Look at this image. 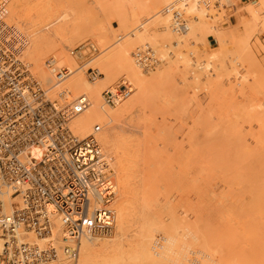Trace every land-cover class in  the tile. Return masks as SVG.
<instances>
[{
  "label": "bare ground",
  "instance_id": "bare-ground-1",
  "mask_svg": "<svg viewBox=\"0 0 264 264\" xmlns=\"http://www.w3.org/2000/svg\"><path fill=\"white\" fill-rule=\"evenodd\" d=\"M35 1L37 2V0ZM210 1H211L210 5L203 6L200 0H161L162 15L160 14L161 16L158 19L160 21H157L160 23H158V25L155 24L156 26L161 28L160 29L162 31V32L160 31L162 33L161 37H163L161 39H164V40L173 39L174 44H177V46H180L182 44L183 46L185 42L187 43L186 41L187 39L186 37H184L186 34L188 36L189 34H191V36L193 35V37L195 36L198 37L200 35L199 37L201 39L203 38L202 37L203 35L201 34L206 33L205 32L206 30L212 29V30H209V32L213 30H217L215 28L217 27L215 23H217L220 16L224 15L223 11L219 7V4H221V2L224 1L226 2L227 6H232L230 3L233 0H210ZM214 1H217L215 5L213 4ZM6 2H7L6 22L8 25L14 28V31H15L14 36L21 42V46H22L19 59L25 63L30 74L38 81L41 87L45 90L46 96L48 98H50L51 96L56 97L59 95L58 94L59 91L65 90V92L67 93L66 94L67 99L65 101H70L81 95L86 97L87 105H85V107H83L82 109H80L79 111L75 113V115L70 119L68 126L70 127L72 132L76 134L79 138L87 135V133H90V132L97 134L95 135L98 136V138L96 136L95 137L100 145L101 153L107 162V167L109 169V175L111 177V181H112V185L114 189L113 196L111 197L109 202L107 204L106 203L103 204L105 207L111 209L113 212L114 221H113L112 229L115 228L114 233H112L113 235L109 236V238L103 237V236L109 235L112 229L109 233L104 234V235H94V236L84 235L79 240V244L76 249L77 255L75 258H70L69 256L65 255L59 247V249H57L56 256L50 261L49 264H264V151H262L264 149H262L259 146L258 147L255 146L257 143L256 141V143L255 142H252V143L254 144L255 147H257L258 151L255 150L256 148L251 147L253 146L252 143H251L252 145L250 146L251 148H249L248 146V149L246 150L247 145L250 143L246 141L245 142L242 141V138H241V141L243 142V146L244 147L246 146V147L245 149L243 147L244 150L241 149L242 143L238 144L239 142L238 140H240V138L233 137V133H235V129L237 127L235 125L239 124V123H236L238 121L234 122L235 125L233 127L234 128L233 133L230 132L231 130H233V128L229 127V125H227L228 123L226 122L227 124L224 125L226 127L223 128L224 133L221 132L222 135L220 133H219L220 135L214 134L211 136H207L206 137L207 140L205 141L203 140L204 143L207 141L206 143L207 150L205 148L203 149L209 152L210 157L207 155L208 158L205 159L206 154L204 153L206 152L204 153L202 152L205 155V158L200 160V163L199 165L197 164L198 165L197 167H195L196 165L195 161L197 160H193L194 162L191 160H188L189 161L188 162L186 160L187 161L186 167L188 163L193 162L192 168L195 167L193 171L190 167L191 165L190 164L189 167L191 171H186L187 169H189L187 167V169L181 168V170L183 169L184 172H182L183 170L181 171L182 173L178 172L182 176V178L180 177L181 178L180 181L176 182V179L180 175L179 174L177 175L176 173H174L178 177H174L175 179L171 178L172 181H174L172 184L173 187L170 184L171 182L169 183V188L168 187L165 188L166 185L164 183L160 184L159 182H158L159 183V186H158L155 183H157V180L160 178L159 169H161L162 164L164 163L167 164L164 161H162L161 163V157H163L164 160H166L165 156H163L165 153H162L159 150V149H162L163 147L160 148V146L157 145V143L155 142L154 147H153V144L151 148L150 146L149 147L147 146L148 148L146 150H148V152L145 153L147 155H143V150L146 148V144L148 143V141H143V142H146L145 147H144L142 146L140 142L141 140L136 137L137 135L134 137H132L133 135H130L131 138L127 139V137L123 136V134L120 131H117V129L119 128L120 124H122L121 121L122 122L125 121V117H126L124 116L125 114L129 115V113L131 114V112L133 111L135 112L139 110L142 111V109L145 107L144 106L145 100L148 99L146 96L149 92L155 90V94H156L157 90L162 91V88L160 89L158 88V86L161 87V83H164V84L166 83V82H162L161 78L162 76H166L164 75V73L167 72L166 69L171 67L170 64L167 63L166 61V58H167L166 54H165L166 57H164L163 53H162L163 56L161 55L160 57V58L162 57L164 58L163 61L164 60L166 61L164 62L165 64L162 63L163 61L160 62L159 60V62L162 67L166 65V63L169 65H166L163 68H161V66L159 65L161 70L157 68L159 70L157 69L153 70V73L149 72L150 75L146 76L147 74H144V72L136 68V64L137 65L139 64L136 62V60H134L136 64L133 63L129 50L124 48V46L121 47L120 49L118 47L117 49L119 50L115 49V51L117 50L116 53H113L110 56L107 55L106 57L102 54L99 58L95 59L97 61L94 60L95 63H99V65H101L100 73H103L104 76H101V77L97 76L98 78L97 79L95 78L94 81H92L91 79L90 81H87L79 70L81 65L75 66V63H74L75 57L71 56L69 52H68L69 55H66L67 52L66 53L63 52V47L67 48L69 45H71L72 43L71 38L75 39L79 37V36L76 37L78 34L77 30L79 31V29L75 25L76 17L75 18L73 17L72 27H70L71 30H67V32H65L66 31L65 27L64 29L60 27L59 25L56 27V24H57L56 22H60V20H62L68 15L67 13H65V11H62L61 8H63V6L61 4L60 6H56V4L55 6L52 5L50 8L48 7V9L44 8L42 10L43 14L41 13L42 14L41 16H39L40 14L39 15L37 14L38 16L36 15V18L33 17L34 18L33 19L31 16H29L32 14V13L31 14L29 13L32 11L33 7L29 8L30 7L29 6L26 12L23 7L20 8L22 0H11V1L6 0ZM8 2L10 3L8 4ZM12 2H14V4L15 3L20 4L17 7L20 9L23 8L22 10H24V12H26L27 14L24 12L17 13L16 12L17 9H15L16 6L15 5L12 6ZM24 2L26 1L24 0ZM259 2L260 4H257L256 2H254L255 4H253V9H251L250 11L251 13H250L249 21H247V19L244 20L246 22L243 21V23H245V26L248 24V26H246L248 28L251 25H253V29H254V27L256 26L255 23L257 22L256 20L259 19L258 17L259 14L261 12H264V0H260ZM222 6L224 7V5ZM172 7L176 8L178 11L182 13L185 12L184 14L189 15L192 19L191 24L187 26L188 23H186L185 21V27L179 28V29L173 27L172 16L169 11L170 8ZM34 9L35 8H33V10ZM37 10L40 11L39 8ZM36 12H34V14ZM34 14H32V16ZM184 14L182 15L184 16ZM7 17L12 18L11 20L13 21L16 20L14 22L20 23L19 24L20 26H18V24H15V23H14L15 25L12 24L13 22L9 23V20L7 21ZM184 17L182 18L184 19ZM224 19L225 18H223V20ZM39 20H42V22L44 20L43 24L36 25L39 23L38 22ZM186 20H187V16H186ZM223 20H221L220 22H222ZM52 24H55V28H53L54 25ZM168 24H170V27L168 26ZM50 25L52 27H49ZM42 26H44L43 28L44 30L41 28ZM187 27H188V30H186ZM20 28H22L25 31L27 30V34H24L25 32L22 33L23 30ZM47 28H52V29L47 30L48 31L47 32L46 31ZM41 30L47 33H39ZM133 30H138V26L137 27L135 26ZM180 31L184 32L183 34L184 38H181L182 34ZM185 31H186V34H185ZM50 32H53L56 38H57V35L59 37L60 35L62 36L60 38L58 37L59 39L57 40L56 38L54 39V36H52L53 34H51ZM65 33L69 35L70 42L69 41L65 42V40L63 41L62 37L65 36ZM178 33L181 35L179 36ZM216 33L214 32V34ZM25 36H26L27 41L25 39ZM204 37H207V35L205 34ZM61 38H62V41L60 40ZM184 39L185 41L183 43ZM141 40L143 42L148 40V37L144 33V31L143 32L141 31L140 33H138L136 41L135 40L134 41L136 43L138 41V43L140 42L141 44L143 43L141 42ZM25 41L26 43L24 47ZM134 41L132 42L130 41L129 44H133V43L136 44ZM180 41H181V44H180ZM167 42L169 43V41ZM182 46L180 47L182 48ZM180 47H178V49ZM184 47L185 46H183V48ZM195 50L193 51H195L196 53L197 48ZM49 52L52 53L51 59L55 61L56 67L64 66L69 69L70 73L69 75L66 76L67 78L64 77L61 81H59L57 79V74L54 73L53 69L47 67L46 63H44L45 66H42L43 57L46 56V54ZM176 53L178 55V51ZM180 54L183 59L180 58V56H179L180 60L177 59L176 58L177 55H176L175 62L178 60L179 62L183 63L182 64L183 67H186V66L188 67L189 65H191L192 62L189 63L190 59L189 58H188L189 60L186 59L187 55H184L183 53H179V55ZM210 54H211V57L209 56ZM210 54L208 55L209 57L207 56V58L209 59L213 58L216 55V53H210ZM201 55L203 56V54ZM205 55L206 54H204L203 56L205 60L200 59L197 62H193L194 68L192 69H196L197 70L196 73H198L197 75L196 74L194 75L196 76V78L199 77L200 71H203V72L204 70L207 71V69L209 68L208 66H210V62H213L212 59H211L212 61L211 60L206 61ZM184 56H186V58H184ZM26 58L29 60L30 63L28 62ZM159 62L157 63L159 64ZM217 63L219 64L220 62L217 61ZM173 66L176 67L175 64H173ZM200 68L204 70H199ZM220 68H223V67H220ZM173 70L176 71L175 68H173ZM170 72L172 74L174 73L172 71ZM119 73L128 74L135 81L136 91L134 90V92H136L135 94L136 97L135 98L130 97L129 100L125 97L127 99V101L125 100V102L122 101L125 98H122V99L114 100L113 103H107L104 100L103 91L106 89H113L114 87L105 88V86L108 84V82L113 77L116 76V74H119ZM224 75H225V72H224ZM220 77L218 78L221 79ZM204 78H206V76ZM207 79L208 80L203 79L204 82L207 81L208 85L209 84L211 86L215 85L214 87L216 89L218 88L216 87L217 81L216 82L214 81V84L212 85L211 82L213 80H211L209 83L210 79L209 78ZM212 79H215V78H212ZM170 80H172V77ZM194 80H197V79H194ZM165 85H167V83ZM173 85H175V83ZM225 88L227 90V86ZM231 88H228V89H231ZM219 90L220 89L218 88V93H220ZM48 91L51 92V96H49L50 93ZM166 92H164L165 95H167ZM171 92L172 91L170 90V93ZM222 95H225V93ZM162 96L165 98L164 100L166 101L170 99V96L166 97L164 96V94ZM220 96H221V93H220ZM223 97H226V95ZM209 100L210 98L207 99V102ZM226 100L227 102H229L228 99ZM168 103H166V106L168 105L167 108L171 106L169 101ZM205 103H206V100H205ZM185 104L187 105V103ZM229 104H231V102ZM234 104L235 103H233V106L235 108ZM164 105L165 103H163V106ZM216 105H212V106L218 109L219 104L217 105V107ZM148 106L149 105H147V107ZM205 106H204V110L207 109V108L205 109ZM219 109L221 110L222 108H219ZM210 110H212V108ZM226 110H224V113H223L225 116L227 115V113L230 112V110L229 112H227ZM172 111H174V109H172ZM225 111H226V114H225ZM257 111L259 112H256V111L254 112L260 113V110L257 109ZM254 116H257V115H254ZM254 116L252 118L253 121L258 120V119L260 120L258 116L257 117H254ZM241 117L243 116L240 115V117L238 118L240 120H244L245 116L243 117V119ZM262 117H264V114H262ZM178 118H180V116ZM228 119L229 121L232 120V118H228ZM252 119L250 120V122H252ZM221 120L224 121L223 123H225L224 118ZM206 121L210 123L209 120H206ZM232 121L231 123H229L230 126L231 125L233 126ZM144 122H146V120ZM196 122L197 121H195V123ZM200 122H202V120H200ZM244 122L249 123V120L248 119L244 120ZM211 123H214V122H211ZM262 125H264V123H262ZM182 126L183 125H180L179 127H182ZM161 127L162 129L165 128V126L163 127L160 125V128ZM195 127L196 126L194 124L193 128ZM250 127L252 126L250 125ZM188 129L190 128L188 127ZM221 129H222V125H221ZM226 129H229L230 131ZM245 129H248V128H244V130ZM163 130L165 131V129ZM210 130L211 131L214 130V127L213 129L211 128ZM164 131H161V132L164 133ZM260 131L262 130H259V133H261ZM226 132L232 133V137L229 136L228 134L226 135L225 134ZM246 132H249V131L246 130ZM167 133H166L167 138L166 136H164V134L163 135L159 134V135L164 136L163 138H166L167 142L169 141L171 143L174 142L173 140H176L175 137L173 139L171 138L169 139L168 136L170 134V131L169 132L167 131ZM171 133L173 134L172 131ZM199 133L201 134V131H199ZM189 134L190 133H188L187 135L189 136ZM192 134L193 133H191V135ZM211 134L213 133L211 132ZM248 134L250 133H247L246 135ZM251 134L249 136H251ZM258 134H255V136L257 135V138H258ZM191 135L188 138H191ZM204 135H209V134L205 132ZM143 137H146V136L143 135L141 138ZM150 137L152 138V136ZM194 137L196 138V136ZM179 138L181 139L180 136ZM203 138L205 139V137ZM232 138L236 139L235 142H233ZM129 140H132V141H129ZM143 140L145 139L143 138ZM147 140H148V137H147ZM151 140L152 142L154 141L153 139ZM181 140L183 141V139ZM231 140L233 144L237 142V144L240 145L239 147L240 149L236 148L237 146H235V150H233L234 146H232ZM185 141L186 140L184 139V142ZM260 141L262 140H259V142ZM170 142L169 144H171ZM194 143H190V144H193L191 146H194L197 144L196 141ZM245 143H248V144H245ZM202 144H199V145H202ZM224 144H226L227 146L229 145V146L227 147L225 145L224 147ZM140 145L141 147H144L143 150L140 147ZM171 146L174 147L177 145L171 144ZM230 146L233 148H230ZM182 147L184 148V146ZM202 147L200 148L202 149ZM154 148H159V149L154 150ZM260 148L262 149L261 151H260ZM165 149H166V146H165ZM236 149L237 150L239 149V150L236 151ZM249 150H255V151H249ZM157 151H159L161 155ZM183 153L184 152H182V154ZM180 156L181 154L179 152V157ZM166 158H169L168 154L166 155ZM178 158H176L175 160H177ZM184 159L185 158L181 159L182 163L180 164H182V167H183ZM175 160H172V161L174 162ZM178 160H180V158ZM177 162L179 161H176V164H178ZM165 164H164V168L162 167L163 171L165 169ZM178 167H179V164H178ZM171 168L172 170H175L173 167ZM141 169H142V172L140 173ZM178 169H180V167ZM114 171H115L116 176L114 175ZM168 174L170 175V173ZM163 175L165 177L168 176V175H165L164 173ZM161 186H163L162 190L163 188H165V191H163L164 195H158L159 197L162 196L161 197L162 201L159 200V198L157 197L156 191H155L161 188ZM157 187L159 188L157 189ZM95 194L97 195L95 197L98 198V201L100 202L102 197L98 195L97 192H95ZM115 195H117V199L114 200ZM13 201H17V197H14L12 199H7L6 209L8 211L11 209L10 204ZM101 203L102 202H100V204L96 203V206H101ZM50 217H51V222H52L51 232L49 233L46 239H51L52 242L55 243L56 247L61 246L64 242L69 243L67 239L63 241V238L65 237V233H64L63 226L61 224L59 215L55 213H51ZM29 237L31 239H34V236L32 235H30ZM37 241L40 244L43 240H37Z\"/></svg>",
  "mask_w": 264,
  "mask_h": 264
},
{
  "label": "rangeland",
  "instance_id": "rangeland-1",
  "mask_svg": "<svg viewBox=\"0 0 264 264\" xmlns=\"http://www.w3.org/2000/svg\"><path fill=\"white\" fill-rule=\"evenodd\" d=\"M25 1L26 2H24V0H22V3L24 5L20 2L22 6L20 4H16V3L14 4V2H12V6L13 5L16 6V7L15 6L14 7H15V9H17V11H16L17 13H19V12L22 13V12H24V10L27 12L29 6H30L29 8H32V7L35 8L34 10L32 8V11L30 13L28 11L29 14H31V13L34 14V12L37 11L34 14L35 16L34 15L32 16V14L29 15L32 18L33 17L36 18L37 14L38 15L40 14L39 16H41L43 14L42 10L44 8L48 9V7L50 8L52 5L55 6V4H56V6H60V4H61L63 6V8H61L62 11H65V13H67L68 15L65 18H63L62 20H60V22H56L57 24L56 23L55 24H56V27L58 25L60 27H62L63 29L65 27V30H66L65 32H67V30H71L70 27H72L73 17L74 18L76 17V19H75L76 24L75 25L79 29V31L77 30V33L78 34L80 33L79 35L77 34L76 37H78V36L79 37L75 38L76 40L74 38L73 39L71 38V40H72L71 45H69L67 48L63 47V52L64 53L67 52L66 55H69L68 49H71L72 47L76 46L77 44L85 42V41H91L96 47H98L99 53H97L96 55H93L91 58H87L84 61H82L81 63L82 64L84 63V65L79 68L83 77L87 81H90V79L87 77V74H86L87 67L96 68L99 72L101 71V68H100L101 65H99V63H95V61H97L95 59L99 58L102 54L105 57L107 55L110 56L113 53H116L117 50H119L123 46H124V48L129 50L130 55H131V59L133 60L134 64H136V62H134L135 58H133V57H134V53L136 51L145 49L146 47L151 49L152 56L156 60V65L158 67L155 66L152 69L144 70L141 67L139 68V66L136 64V68L138 70L144 72V74H147L146 76L150 75L149 72L153 73V70H156L157 68L160 69V66H161L160 62H162L164 59L163 57L160 58L161 55L163 56V54H164V57L167 56L166 61H167V63L170 64L171 67L170 66L169 67L171 69L167 68L166 70H167L168 74H167V72H165L164 75H166V76H162V78H161V81L166 82L167 85H165L166 83L164 84V83L160 82L161 87L158 86V88H160V89L162 88L163 92L159 91L157 89H156L157 90L156 94H155V90L149 92L146 96L148 99L145 100V104H144L145 109L143 108L142 111L141 110L136 111V112L133 111V112H131V114L129 113V115L125 114L124 115V116H126L125 121H123V122L121 121L122 124H124V123L125 124L124 125L120 124L119 128L117 129V131H120L123 134V136L127 137V139L131 138L130 135H133L132 137L137 135L136 137L141 140V141L140 140L139 141L141 142L142 146H144V147H145L146 142H143V141H148L145 149H144V147H141V145H140L142 150L144 149L143 155H147V154H145L146 152H148V150H146V149L149 146L151 148L152 144L154 147L155 142L157 143V145L160 146V148L163 147L162 149L154 148V150L159 149L162 153H165L163 156H165L166 160H164V158L161 157V163H162V161L167 163V164L164 163L165 164L164 171L162 170L164 168V164H162L163 168L160 166L161 167V169H159V177L160 178L157 180V183H155L158 186H159V183L160 184L164 183L166 185L165 188H167V187L169 188V183L171 182L170 184L171 185L173 184L174 181H172V179H175L174 177H178L177 176L178 174L180 175L176 179V182L180 181V179L182 178L180 173L184 172V170L182 169L183 170L182 171L181 168L187 169V167H188L189 169H187L186 171H191L190 170V167H191V169L193 171L195 169V167H197L199 165L200 160L205 158L204 154H206L205 159H207L210 154H209V152L205 151V149L207 150V148H206L207 147V144H206L207 141L204 143V141L207 140L206 137L214 135V134H217V135L221 134L222 135L221 132L224 133L223 128L226 127L224 125H226L227 123H228L227 125H229V127H232V128L235 125L234 122L238 121L236 123H239V124L242 123L240 125L239 124L235 125V126H237L236 127L237 130L235 129V133H233L234 128L231 131L229 129H226V130L233 133V137H235V138L239 137L240 138V140H238L239 141L238 144L242 143V148H241L242 150H244L246 147V146L245 147L243 146L242 141H244V142L246 141V142L250 143V144L245 143V144H248L246 147V150L248 149V146H249V148H251V147L256 148L255 150H257L258 146L261 147L262 149H264V147H262V146H264V142H262V141H264V132H262V131H264V125H262V123H264V117H262V114H264V113H262V112H264V110H262V109H264V12H261L259 14V16H258L259 19L256 20L257 22L259 21L258 22L259 24L256 22L255 23L256 26L254 27V29H253V25L250 26L252 28H250V27L248 28V27H246V26H248V24L245 26V23H243V21L246 19H247V21H249L250 13H251L250 11H251V9H253V4H255L254 2H256L257 4H260V2H259L260 0H233L230 3L232 6H227L226 2H224V1L221 2V4H219V7L223 11L225 16L224 15L220 16V14H219L220 18L217 21V23H215V25L217 26L215 28L217 30H213L215 33L216 32L217 33L214 34L213 31L209 32V30H212V29H208L205 31L206 33L201 34V35H203L202 36L203 38L200 39V37H199L200 35L198 37H196V36L193 37V35L191 36V34H189V36H188L186 34V31H185L186 35L184 37H186L187 43L186 42L184 43V41H185V39H184L183 40V43L185 44V45L183 44V46H185L184 48L181 44V41H180V44H181L180 46H182V48L180 46H177V44H174L173 39L172 40L171 39L170 40L161 39V38H163V37H161V35H162V33H161L162 31L160 30L161 28L155 25V24L158 25V23H160L157 21H160L158 19L162 15L161 0H37V2L35 0H33V1L32 0H25ZM250 1H252V2H250ZM9 3L10 2H8V4ZM57 4H59V5H57ZM19 5H20V8L23 7L24 10H22L23 8L22 9L18 8L17 6H19ZM222 5H224V7ZM14 7H13V9H14ZM36 8L37 9L39 8V10L41 12L38 11ZM26 12H24V13H26ZM184 13L185 12H183L182 14H184ZM184 16L182 15V17H184V20L186 21V23H188L187 26H189V24H191V22H192V19L187 14H184ZM186 16H187V20H186ZM223 18H225V19L223 20ZM11 19L12 18L7 17V21L9 20V23L13 22L12 24H14L15 23L14 21H16V20L13 21ZM45 20H46V18H45ZM221 20H223V21L220 22ZM40 21H41V23H40ZM38 22L39 23L36 25H41V24H43L44 20H43V22H42V20H39ZM244 22H246V21H244ZM15 24H18V26H20L19 25L20 23H18V22ZM55 24H52V25H54L53 28H55ZM69 25H71V26H69ZM135 26L136 27L138 26V30H133V28ZM168 26L170 27V24H168ZM49 27H52V26L50 25ZM41 28L43 29L44 26H42ZM20 29H22V28H20ZM51 29L52 28H47L46 31L51 30ZM43 30H41L39 33H47L48 32V31L44 32ZM186 30H188V27L186 28ZM141 31L142 32L144 31V33L147 35L149 41L146 40L147 41V43H146V41L143 42L141 40V42H143V43L140 44V42L138 43V41H140V40H138L137 41L138 44H137L135 42L136 38H137V34L140 33ZM158 31L160 34L158 33ZM183 31H180L182 34L181 38H184L183 37V34H184ZM23 32H25L24 34H27V30L26 31L23 30L22 33ZM50 33L53 34L52 36H54V39H55L56 38L55 34L53 32H50ZM181 34H179V36ZM205 34L207 35V37H204ZM61 36L62 35H60V37ZM58 37L59 36L57 35V38H56L57 40L60 38V37L59 38ZM62 38H63V41L65 40V42L69 41V35H67V33H65V36ZM62 38L60 39L61 41H62ZM25 39H26V36H25ZM162 40H164V41H162ZM201 40H202V42H201ZM26 41H27V39H26ZM26 41L24 42V47H25ZM130 41L131 42L134 41L136 44H134V43L129 44ZM167 41H169V43ZM171 45H173V46H171ZM174 45L177 47H175ZM178 45H179V43H178ZM118 47H119V49H117ZM178 47H180L179 49H181V50H179ZM196 48H197V52H196L197 54L195 53ZM115 49H117V50L115 51ZM193 50H195V51H193ZM177 51H178V55L176 53ZM179 53H183L184 55H187V58H186V56H184V58H186V59L189 58L190 59L189 63L192 62L191 65H189L188 67L187 66L183 67V65H182L183 63L179 62L178 60L175 62L176 58L179 60H180V58H182L181 54L179 55ZM208 53L209 54L210 53H216V55L213 58H211L213 60V62H210V66H208L210 69L208 68L206 71V70L200 68L199 70H204L205 73L203 71H200L199 73H200L201 77L199 75V77L196 78V76H194V75L195 74L197 75L198 73H196L197 72L196 69H192V68H194L193 62H197L200 59L205 60L203 58L204 54H206L205 55L206 61L207 60L210 61L211 59L207 58V56L209 55ZM165 54H166V56H165ZM201 54H203V56ZM229 55H231V56H229ZM175 56H176V58H175ZM179 56H180V58H179ZM209 56L211 57V54ZM48 58H52V53L49 52L46 54V56L43 57L42 66H45L44 63ZM159 60H160V62H159ZM166 61L164 60L162 63H164ZM217 61L220 63L218 64ZM28 62H29V60H28ZM157 62H159V64ZM74 63H75V66L81 65L80 60H78L76 58H74ZM167 63H166V65H169ZM173 64H175L176 67H174ZM60 65H62V64H60ZM166 65H164V66H166ZM163 67L161 66V68H163ZM220 67H223L224 69L220 68ZM173 68H175L176 71H174ZM233 68H234V70H233ZM29 69H30V67H29ZM159 69H157V70H159ZM162 70H164V69H162ZM170 71H172L174 73L172 74ZM221 72H223V73H221ZM224 72H225L226 76L224 75ZM176 75H178V76H176ZM204 75L206 76V78H204L205 77ZM101 76H104L103 73H100L98 75V77H101ZM220 76H222V77H220ZM35 77H37V76H35ZM98 77H96V79ZM171 77H172V80H174V81L170 80ZM218 77H220L221 79H219ZM202 78L206 79V80H208L207 78H209L210 79L209 83L211 80H213L212 81L213 83L211 82L212 85L214 84V81L215 82L217 81L216 87H218L220 89L219 92L221 93V96H220V93H218V88L216 89L214 87L215 85L211 86L209 84L210 85L209 86L207 81L204 82V80ZM212 78H215V79H212ZM194 79H197V80H194ZM123 80L129 81L131 84V91H130L131 94L129 93L126 98L128 100L130 99V97L135 98L136 97V95H135L136 92H134L135 81L128 74H120V73L116 74V76L113 77L108 82V84L105 86V88L106 87H115V86L119 85ZM218 81H219V83H218ZM172 82H173V84L175 83L176 86L173 85ZM199 83L202 84L203 86L200 85ZM162 85H163V87H162ZM226 86H227V90L225 88ZM231 86H232V88H231ZM206 87H208V88H206ZM223 88H225V89H223ZM228 88H231V89H228ZM170 90L172 91L171 93H170ZM221 90H222V92H221ZM160 92H161V94H160ZM164 92H166L167 95H165ZM223 92L225 93L226 97H223V96H225V95H222V94H224ZM49 93H50V95L49 94L48 95L51 96V92H49ZM163 94L166 97L170 96V99L168 98L169 99L168 101L170 102L171 106L168 108H167V106L169 105V103H168V101L164 100L165 98L162 96ZM156 95H158V96H156ZM87 96H88V94H87ZM161 96H162V98H161ZM212 96H213L214 100H213ZM50 98H54V96L53 97L51 96ZM126 98L122 101L123 102H125V100L127 101ZM206 98L207 99L210 98V100L207 102ZM226 99H228L229 102H227ZM205 100H206V103H205ZM241 100H242V102H241ZM223 101H225V102H223ZM162 102L165 103L164 106H163ZM230 102H231V104H229ZM166 103H168L167 106H166ZM185 103H187V105ZM233 103H235L234 104L235 108L233 106ZM216 104L217 105L219 104L218 105L219 108H222V109L220 110L219 108L217 109L214 106H212V105H216ZM147 105H149V106L147 107ZM172 105H174V106H172ZM217 105H216V107H217ZM204 106H205V109L207 108L206 110H204ZM211 108H212V110H210ZM165 109H167V110H165ZM172 109H174V111H172ZM257 109L260 110V113H256V112H259V111H257ZM224 110H226L227 112H229V110H230V112L227 113V115L225 116L223 114ZM252 110H253V112H252ZM226 111H225V114H226ZM238 111H240V112H238ZM248 111H249V113H248ZM254 111H256V112H254ZM143 112H145V113H143ZM233 112H234V114H233ZM236 112H238V113H236ZM231 113H232V115H231ZM151 114H153V115H151ZM235 114L238 117H240V115H242L243 117L245 116L244 120L248 119L250 124L247 123L248 121L244 122V120H240L238 117L235 116ZM250 114H252L253 116L257 115L260 118V120L258 119V120L253 121V119H252L253 116ZM179 116H180V118H178ZM257 116H254V117H257ZM144 117H146V118H144ZM219 117H221V118H219ZM222 117L225 119V123H223L224 121L221 120V119H223ZM227 117L232 118L233 121L232 120L229 121V119ZM243 117H241V118L243 119ZM251 119H252L253 123L250 122ZM145 120H146L147 124H146V122H144ZM200 120H202L203 123L200 122ZM206 120H209L210 123H208V121H206ZM149 121H150V123H149ZM195 121H197V122L195 123ZM231 121L233 123V126L232 125L230 126V124H229V123H231ZM261 121H262V123H261ZM193 122H194L195 126L200 130H198L196 127L193 128L194 127ZM211 122H214V123H211ZM160 125L163 127L165 126V128H163V129H165L166 133H167V131L168 132L170 131L171 135L169 134V136H168L169 139L170 138L173 139L175 137L176 140H173L174 142L171 143L169 141L172 145H174V144L177 145V146H174L175 148L172 147L171 144H169V142H167V139H166L167 135H166L165 131L162 129V127L160 128ZM180 125H183L182 126L183 128L179 127ZM197 125H199V126H197ZM221 125H222V129H221ZM250 125L252 127H250ZM260 125H261V127H260ZM143 126H144V128H143ZM188 127L190 129H188ZM210 127L212 129L214 127V130L211 131ZM185 128L188 130H186ZM244 128H248V129L244 130ZM204 129H206V130H204ZM241 129H243V130H241ZM174 130H175V132H174ZM208 130H210V131H208ZM246 130L249 132H246ZM259 130H262V131H260L261 133H259ZM161 131H164V133H162ZM171 131L173 132L174 135L171 133ZM199 131H201V134L199 133ZM243 131H244V133L245 132L246 133L244 134ZM205 132H207V134H209V135H204ZM211 132L213 134H211ZM188 133H190L189 136L191 135V133H193L191 135V138H188L189 137L187 135ZM232 133L226 132L225 134L226 135L228 134L229 136L232 137ZM247 133H250V134L252 133V134H251V136H249L250 134L246 135ZM254 133L255 134L259 133L258 138H257V135L255 136ZM95 134L96 133H94V135ZM159 134H161V135L164 134V136H166V138H163L164 136H161ZM260 134H262V135H260ZM143 135L146 136V137H143L145 140H143V138H141ZM153 135H154V137H153ZM150 136H152V138ZM179 136L181 137V139H183V141L179 138ZM194 136H196V138ZM96 137L98 138V136H96ZM147 137H148V140H147ZM203 137H205V139ZM244 137H245V139H244ZM259 137H261V138H259ZM197 138H198V140H197ZM235 138H232L233 142H235V140H236ZM241 138H242V141H241ZM151 139L154 140L153 141L154 143L152 142ZM184 139L186 140L185 141L186 143L184 142ZM201 139H202V141H201ZM132 140H129V141H132ZM149 140H151V141H149ZM232 140H231V142H232ZM259 140H262V141L259 142ZM165 141H166V143H165ZM195 141L197 144L194 146H191L193 144H190V143H194ZM256 141L258 144L256 143ZM180 142H181V144H180ZM233 142L231 144H232V146H234V148L231 146H230V148H233V150H235V146H237L236 148L240 147V145H238L237 142L234 144H233ZM252 142H255L256 143L255 146H257V147H255ZM251 143L253 144V146H251L252 145ZM149 144H151V145H149ZM188 144H190V145H188ZM199 144H202V145H199ZM261 144H262V146H261ZM225 145L226 144H224V147H225ZM159 146H157V147H159ZM165 146H166V149H165ZM182 146H184V148ZM198 146H199V148H198ZM200 147H202V149ZM221 147H223V146H221ZM243 147H244V149H243ZM193 148H194V150H193ZM203 148H205V149H203ZM261 148H260V151L262 150ZM103 150H104V148H103ZM238 150L236 149V151H238ZM255 150H249V151H255ZM262 151H264V150H262ZM157 152L159 153V151H157ZM179 152H180L181 156L183 155L182 157L181 156L179 157ZM182 152H184V153L182 154ZM202 152L203 153L206 152V153L203 154ZM159 154L161 155V153H159ZM167 154H168L169 158H166ZM169 154H171L172 156ZM192 154H193V156H192ZM177 156L180 158V160L185 158L184 163H183V167H182V164H180V163H182V160L180 162V160H178L179 158ZM190 156H191V158H190ZM171 157H172V159H171ZM176 158H178V159L175 160ZM172 160H175V161L173 162ZM186 160L187 161L188 160H191V161L197 160V161H195V163H196L195 167L192 168V163L194 161L192 163L191 162L188 163V165L186 167V164H187ZM176 161H179L177 163L179 164L180 169H178L179 167H178V164H176ZM189 165H190V167H189ZM171 167H173L175 170H172ZM141 172H142V169H141L140 173ZM178 172H180V173H178ZM163 173L165 175H168V176L165 177L163 175ZM168 173H170V175ZM174 173H176L177 175ZM114 175H115V171H114ZM165 180L166 181L168 180L167 183ZM174 185H175V183H174ZM162 187L163 186H161V188L157 187V189L158 188L159 189L155 190L157 197L159 198L160 201H162L161 200L162 196L159 197L158 195H164L163 191H165V188H163V190H162ZM172 187H173V185H172ZM170 193H172V192H170ZM115 199H117V195H115L114 200ZM118 201H119V199H118ZM114 229L115 228L112 229V231L109 235L103 236V237L109 238V236L113 235L112 233H114Z\"/></svg>",
  "mask_w": 264,
  "mask_h": 264
},
{
  "label": "built area",
  "instance_id": "built-area-1",
  "mask_svg": "<svg viewBox=\"0 0 264 264\" xmlns=\"http://www.w3.org/2000/svg\"><path fill=\"white\" fill-rule=\"evenodd\" d=\"M200 2L211 4L210 0ZM169 11L173 27H185L182 12L174 7ZM6 15L7 2L0 0V264H49L59 247L75 258L82 236L111 231L113 212L103 204L109 202L114 189L94 133L79 138L68 126L75 113L87 105L86 97L65 101V90L54 98L46 96L19 59L21 42L7 24ZM68 52L81 63L99 49L85 41ZM134 57L144 70L156 65L148 47L136 51ZM45 63L59 81L70 73L67 67H56L51 58ZM86 74L93 81L100 72L87 67ZM130 91V82L123 80L104 90L103 97L113 103ZM95 192L102 197L101 206H96L100 202ZM14 197L17 201L8 211L7 199ZM51 213L59 215L63 241L69 243L56 247L46 239L51 232ZM37 240L43 241L39 244Z\"/></svg>",
  "mask_w": 264,
  "mask_h": 264
}]
</instances>
